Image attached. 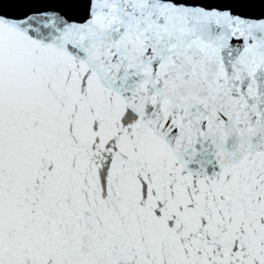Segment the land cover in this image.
Listing matches in <instances>:
<instances>
[{
    "label": "snow or ice",
    "instance_id": "1",
    "mask_svg": "<svg viewBox=\"0 0 264 264\" xmlns=\"http://www.w3.org/2000/svg\"><path fill=\"white\" fill-rule=\"evenodd\" d=\"M0 264H264V0H0Z\"/></svg>",
    "mask_w": 264,
    "mask_h": 264
}]
</instances>
